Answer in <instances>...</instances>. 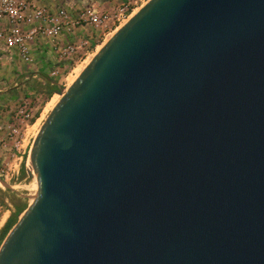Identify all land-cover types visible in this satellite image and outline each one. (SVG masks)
<instances>
[{
	"label": "water",
	"instance_id": "obj_1",
	"mask_svg": "<svg viewBox=\"0 0 264 264\" xmlns=\"http://www.w3.org/2000/svg\"><path fill=\"white\" fill-rule=\"evenodd\" d=\"M56 92L0 264H264V0H147Z\"/></svg>",
	"mask_w": 264,
	"mask_h": 264
},
{
	"label": "built area",
	"instance_id": "obj_2",
	"mask_svg": "<svg viewBox=\"0 0 264 264\" xmlns=\"http://www.w3.org/2000/svg\"><path fill=\"white\" fill-rule=\"evenodd\" d=\"M141 2L123 0L116 7L99 9L93 4L57 0H0V54H14L32 66L38 55L42 57L37 53H42L50 65L46 79L60 85L69 68L97 47L99 38L129 18ZM39 96L30 93L13 110L1 145L6 154L1 159L0 178L17 180L26 163L27 146L34 138L28 128L38 120L40 108L32 97ZM4 211L0 202V219Z\"/></svg>",
	"mask_w": 264,
	"mask_h": 264
},
{
	"label": "rangeland",
	"instance_id": "obj_3",
	"mask_svg": "<svg viewBox=\"0 0 264 264\" xmlns=\"http://www.w3.org/2000/svg\"><path fill=\"white\" fill-rule=\"evenodd\" d=\"M62 4H68L75 2L78 5H90L93 4L99 9H110L116 7L123 0H57ZM147 0H143L136 9H139L142 5L146 3ZM135 9V10H136ZM134 10V11H135ZM133 11V12H134ZM129 18H126L128 20ZM122 21L118 26L124 25L127 21ZM125 22V23H124ZM124 23V24H123ZM116 27V28H117ZM112 28L108 33L99 38L98 46L109 38L112 32L116 29ZM97 47H95L89 54L85 55L82 60L78 61L69 68V73L67 77L62 81L60 85H55L56 87L48 86V79H46V71H48L50 65H48L47 60L38 55L36 64L28 66L24 64L20 59L14 54H0V167L1 159L5 156V150L2 148L3 138L7 129V126L11 123V115L14 108L18 103L25 98L30 97V93H40L39 98L32 100L40 105L38 116L40 119L36 121L34 126L28 128L29 135L37 134L42 122L54 107H49L48 102L54 96L56 91L60 89H66L71 85L79 75L75 76L76 69H81L85 65V60H90L92 55L96 52ZM89 58V59H88ZM75 69V70H74ZM50 82V81H49ZM52 89L51 94L46 97V92ZM33 96V94H32ZM61 98L58 97L57 101ZM55 102V104L57 103ZM54 104V105H55ZM48 110H47V109ZM50 108V109H49ZM32 140V139H31ZM31 142L28 144L27 149L30 148ZM30 145V146H29ZM25 162V159H24ZM25 172L20 175L15 181H8L6 179L0 178V202L6 201L10 211H16V205L22 200L24 205H28L31 201V195L34 189V177L32 178L26 172V163L24 164ZM6 209L7 206L3 205ZM23 212V211H22ZM21 212V213H22ZM20 213V214H21ZM19 214V215H20Z\"/></svg>",
	"mask_w": 264,
	"mask_h": 264
},
{
	"label": "bare ground",
	"instance_id": "obj_4",
	"mask_svg": "<svg viewBox=\"0 0 264 264\" xmlns=\"http://www.w3.org/2000/svg\"><path fill=\"white\" fill-rule=\"evenodd\" d=\"M138 11V9H136L134 12H132V14L130 15V17H132L136 12ZM129 17V18H130ZM126 21H128V20H126ZM125 23V22H124ZM123 23V24H124ZM122 26V25H121ZM121 26H118L113 32H112V34H111V36L112 35H114L117 31H118V29L121 27ZM110 36V37H111ZM109 37V38H110ZM109 38H107L104 42H102L99 46H98V48H97V50H96V52L92 55V57L97 53V51H99L100 49H101V47L109 40ZM89 59V58H88ZM89 61L90 60H85V65L83 66V68H81V69H76V71H75V76L76 75H79L80 73H81V71L84 69V67L89 63ZM75 70V69H74ZM60 95L61 94H59L58 92L57 93H55L54 94V96L51 98V100L48 102V105L47 106H49V107H53L54 106V104H55V102L57 101V99H58V97H60ZM47 109V108H46ZM50 109V108H49ZM48 110V109H47ZM38 119H40V118H38ZM36 124V123H35ZM28 163H29V169L31 170V173H32V176L34 177V189H33V193H32V195H31V199L33 198V195H34V192H35V189H36V179H35V175H34V170H33V167H32V165H31V162H30V159H29V161H28Z\"/></svg>",
	"mask_w": 264,
	"mask_h": 264
},
{
	"label": "trees",
	"instance_id": "obj_5",
	"mask_svg": "<svg viewBox=\"0 0 264 264\" xmlns=\"http://www.w3.org/2000/svg\"><path fill=\"white\" fill-rule=\"evenodd\" d=\"M48 86H52V87H56L55 85L51 84L49 81H48ZM52 92V89L48 90L46 92V97H48ZM25 172V167L23 165L22 167V174ZM26 208V205H22L21 207H18L16 209V211L14 212V217H11L9 218L5 225H4V228H3V231H2V234L0 235V244L3 240V238L5 237V235L7 234V232L9 231V229L13 226V224L17 221V216Z\"/></svg>",
	"mask_w": 264,
	"mask_h": 264
},
{
	"label": "crops",
	"instance_id": "obj_6",
	"mask_svg": "<svg viewBox=\"0 0 264 264\" xmlns=\"http://www.w3.org/2000/svg\"><path fill=\"white\" fill-rule=\"evenodd\" d=\"M38 54H40L41 56H42V58H43V55H42V53H37V55ZM44 56H45V54H44ZM23 201L22 200H20V203L18 204V205H16V209L18 208V207H21L22 205H24V203H22ZM3 205L4 206H7V208L5 209V211L3 212V215H2V217H1V219H0V235L2 234V231H3V228H4V225H5V223H6V221L9 219V218H11V217H14V211L12 212V211H10V209H9V207H8V204L6 203V201H4L3 202ZM27 206V205H26ZM18 217H19V215L17 216V219H18ZM14 225V224H13ZM10 230V229H9ZM8 233V232H7ZM6 236V235H5ZM4 239V238H3Z\"/></svg>",
	"mask_w": 264,
	"mask_h": 264
}]
</instances>
